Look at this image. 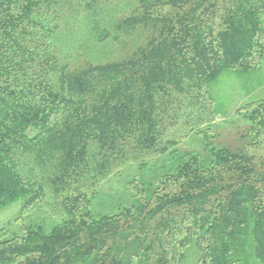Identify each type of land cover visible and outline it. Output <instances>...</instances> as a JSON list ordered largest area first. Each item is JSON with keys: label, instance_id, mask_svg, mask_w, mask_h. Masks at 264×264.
<instances>
[{"label": "trees", "instance_id": "16d2710c", "mask_svg": "<svg viewBox=\"0 0 264 264\" xmlns=\"http://www.w3.org/2000/svg\"><path fill=\"white\" fill-rule=\"evenodd\" d=\"M264 0H0V264H264V98L215 143L210 86L264 59ZM190 135L200 151L180 150ZM213 143V144H212ZM136 164L129 201L99 185Z\"/></svg>", "mask_w": 264, "mask_h": 264}, {"label": "rangeland", "instance_id": "374dc122", "mask_svg": "<svg viewBox=\"0 0 264 264\" xmlns=\"http://www.w3.org/2000/svg\"><path fill=\"white\" fill-rule=\"evenodd\" d=\"M264 25V14L261 15ZM220 114L211 126L215 134V143H233L236 132L244 124L243 119L234 115V110L251 100L264 98V59L261 64L250 71L224 72L210 88ZM206 142L200 135H190L178 146L180 150L200 151ZM213 144V143H212ZM134 174H142L136 164L126 165L118 173L103 181L98 188L93 208L101 211H114L129 201L128 182ZM26 198H20L10 206L0 210V227H5L10 235H21L26 226L41 225L48 230L60 220L49 216L43 208L24 209ZM197 252L186 250L181 264H196Z\"/></svg>", "mask_w": 264, "mask_h": 264}]
</instances>
